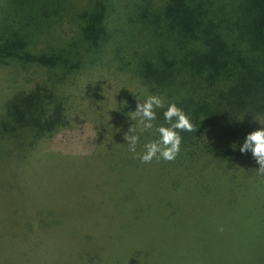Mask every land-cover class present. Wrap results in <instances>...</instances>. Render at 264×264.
I'll return each instance as SVG.
<instances>
[{"label":"trees","instance_id":"1","mask_svg":"<svg viewBox=\"0 0 264 264\" xmlns=\"http://www.w3.org/2000/svg\"><path fill=\"white\" fill-rule=\"evenodd\" d=\"M64 23L70 30L63 38L58 30ZM40 40L45 48L38 52ZM108 55L111 63L134 71L142 85L163 100L164 107L156 109L155 128L170 126L164 112L176 104L195 129L180 132L174 161L162 159L170 175L177 176L178 168L183 175L162 178L169 196H182L191 187L198 201H213L217 209L234 212L247 197L264 195L257 163L236 153L233 134L216 132L221 122L228 121L232 128L241 116H264V0H0V64L7 60L42 65L58 78L51 88L32 83L16 90L0 116V143L30 157L41 138L53 134L58 125L67 127V109L63 105L61 112L55 106L56 87L101 65ZM203 82L217 85V106L194 100ZM144 149L136 146L138 153ZM132 156L133 168L145 164ZM146 212L133 211V223L120 230L117 241L129 240L124 235L121 239L120 233L141 229ZM91 237H83L84 250L76 258L68 253L61 259L48 257L53 251L68 252L62 244L43 245L38 253L45 252L47 264H68L69 259L76 264H227L224 258L143 261L141 251L124 252L121 244L99 246ZM102 250L114 251L112 261L97 255Z\"/></svg>","mask_w":264,"mask_h":264},{"label":"rangeland","instance_id":"2","mask_svg":"<svg viewBox=\"0 0 264 264\" xmlns=\"http://www.w3.org/2000/svg\"><path fill=\"white\" fill-rule=\"evenodd\" d=\"M68 26L64 23L58 35L67 37ZM44 48L40 40L36 49ZM6 61L0 64V116L16 90L32 83L51 88L58 79L48 67ZM125 69L111 63L108 55L101 65L56 87L55 106L61 112L65 106L69 125H58L53 134L41 138L30 157L0 143V264H47L45 252L38 253L43 245L67 248L48 257L61 259L68 253L76 258L84 250L83 237L91 235V242L99 246L121 244L124 252L141 251L143 261L188 257L192 262L224 258L227 264H260L264 195L247 197L234 212L221 211L213 201H198L191 187L182 196H169L162 178L183 175L180 168L177 176L170 175L165 160L133 168V153L124 139L129 130L139 137L137 146L159 138L155 127L143 131L139 118H131L137 103L153 94L134 71ZM202 84L194 100L217 106V85ZM253 117L241 116L232 128L228 121L219 123L216 132L233 134L237 154L243 155L239 149L248 134L264 128V116ZM245 155L254 160L251 153ZM239 175L245 177L241 171ZM139 210H147L143 227L131 235L120 233L121 239H129L124 245L117 241L118 234ZM97 255L108 260L114 251Z\"/></svg>","mask_w":264,"mask_h":264},{"label":"clouds","instance_id":"3","mask_svg":"<svg viewBox=\"0 0 264 264\" xmlns=\"http://www.w3.org/2000/svg\"><path fill=\"white\" fill-rule=\"evenodd\" d=\"M164 102L158 96H149L144 103H137L136 110L131 113L132 119L139 118V123L143 126L142 130L147 131L154 128V121L157 118L156 109L163 108ZM164 119L169 127L159 126L156 131L159 133V139L151 141L145 145V151L138 153L136 146L139 142L137 135L129 134L124 136L128 145L129 152L134 154V158L139 159L141 163H151L154 159H163L165 161H174L180 152L181 131L192 132L194 127L184 111L176 104H170L164 112ZM241 154L251 153L253 159L259 166L257 174L264 176V128L253 131L248 134L240 147ZM221 232L223 228L219 229Z\"/></svg>","mask_w":264,"mask_h":264}]
</instances>
